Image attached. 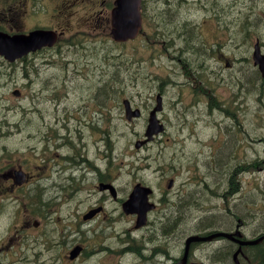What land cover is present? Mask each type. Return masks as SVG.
I'll return each instance as SVG.
<instances>
[{"label":"rangeland","instance_id":"obj_1","mask_svg":"<svg viewBox=\"0 0 264 264\" xmlns=\"http://www.w3.org/2000/svg\"><path fill=\"white\" fill-rule=\"evenodd\" d=\"M20 1L24 4H20ZM26 1L0 0V26H10L17 16L20 23L19 29L23 31L36 21L46 26L50 22L54 24L53 21L58 23L59 19L53 17L56 15L61 18L59 23L65 24L67 32L65 40L76 36L77 41H81L85 48L88 45L91 47L79 50L65 46L67 43H60L61 45L59 44L57 48L60 47L62 52H58V49L45 51L43 54L29 56L26 61L14 63L1 58L0 69L8 79L5 82L6 86L0 91V126L8 132L2 144L4 151H0V156L4 155L2 160L7 162L12 157L21 161L28 158L32 164L27 170L36 176L33 181L38 173H46L50 170H48L50 162L55 164L58 161L59 163L52 168V171H49L50 174L52 173L51 177L35 184L46 186L44 192L48 194V199L53 200L48 207L27 205L29 200L27 199V202L24 200L26 196L22 197L21 205L17 203L15 207L14 204L5 205L3 218L0 217V220L2 218L8 223L3 228V223L0 222V258L3 257L4 252L8 251L10 254L5 255L8 260L6 259L4 264H51L52 260L59 256L62 260L58 264L77 263L71 262L64 256L65 235L69 239V244L79 238V220L88 204L80 203L79 181L71 177H77L78 174L72 175L70 171L65 172V161L62 159L65 156V146L62 147L64 141L53 137L61 135L65 138L67 131H71L70 135L76 139L74 131H77V128L87 131L90 128L88 121L98 125L101 122L102 131L107 130L105 139L101 143L102 169L111 167L118 175L121 170L133 171L135 179L143 177L156 186L159 185L160 174L164 173L166 182L168 178L177 179L176 186L177 188L182 186L183 193L191 188L188 186L190 181L196 182L203 179L210 181L206 192L189 194L176 211L171 208L164 210L165 227L178 228L184 236L189 231L193 233L198 230L199 232L211 226L214 219L222 221L215 227L235 226L237 221L241 220L250 223L245 234L249 238H254L253 203L259 194H261V200L264 198V191L261 190L260 193L259 190H254V183H259V179L264 180V174H261L264 171V90L261 92L262 88L258 86L261 83L259 80L252 79L254 77L248 79V76L241 78L237 71H230L226 65H221L214 59L218 53L234 55L242 54L244 50H227L214 43V58L206 54L205 48L203 51L198 50L194 43L198 41L203 43L205 40L213 42L212 27L211 29L208 27L194 32V37L192 36L189 41L193 45L190 46L198 50L197 52L190 50L189 57L198 59L195 58L196 54L203 56L201 62L180 63L176 48L180 45L178 42L183 44L184 42L177 38L176 30L160 28L158 33H154L158 35L156 38L146 39V48L141 53L146 64V75L151 77L145 78L143 75L145 72H142L143 82L133 85L135 89L128 91V97H133L136 104H141V100L147 98V92L157 90L161 85L162 88L167 89L164 93L166 101L175 99V95L178 96L181 93L179 99L183 101V104L178 107V110L175 107L168 110L167 107L161 119L163 121L166 119L167 122L173 120L174 123L154 142L137 149L136 142L145 138L149 110L144 112L143 118L138 122H129L125 111L117 105H112L113 102L106 106L98 103L100 106L96 111L92 108L93 104H97L98 99L118 100L120 104L123 97V95L112 94L109 97L110 100H106L96 93L99 85L102 87L107 82L115 85L112 81L115 76L112 72H109L107 76L101 74L102 66L106 69L111 68V65L101 63L92 49L97 40L98 43L104 40L109 43L113 41L110 29L100 25L106 23L110 9L108 8V13L95 16L97 22L93 20L92 14L96 7L98 12L101 9L99 5H108L113 0H86L77 4H74L73 0H36L37 15H34L33 6H31V4L34 5V1L31 3V0H28L27 7ZM9 7L10 11L3 14V11ZM24 7H26L25 13H23ZM46 7L47 14L44 11ZM63 7L65 10L59 12V9ZM157 12L153 5L150 13ZM39 13L41 15H38ZM151 19L157 24L156 18L151 17ZM166 20L174 22L169 17H166ZM159 23H161L160 20L158 25ZM217 35H220L221 40L224 38L223 32ZM139 44L141 42L135 43L134 46L137 47ZM94 46L98 48L97 43ZM72 49H74L73 54L67 52L65 55V51ZM122 50L134 55L135 58L141 56L139 50L124 47ZM100 57L102 59L103 55ZM150 65L152 66L149 68ZM29 74H31L30 79ZM156 76L162 78L165 84H162L159 79H153ZM211 76L217 78L211 79ZM170 80L173 81L170 82ZM102 81L104 84H101ZM16 87L26 95L23 100L14 99L12 92ZM255 88L261 92V108L256 101L259 92H254ZM193 90L194 93H196L195 90H213V95L220 103H212L211 107L208 103L207 106L199 104L208 113H192V110L197 109L194 107ZM38 98L42 100L37 102ZM209 100L207 97V101ZM195 104L198 103L195 102ZM179 121H185V123L179 126ZM20 131L22 132L19 134ZM225 134L228 137L224 152L229 155L218 158L217 153L221 152L220 141ZM77 138L82 140L80 135ZM44 155L48 156L49 161H41ZM110 162L112 165L109 164ZM211 167L215 171H212ZM227 167L230 169H226ZM242 167L245 170L240 171L237 177L236 174ZM159 169L165 171H157ZM260 169L262 170L259 171ZM232 177L234 182L230 183ZM228 178L229 182H227ZM117 180L118 184L130 182L126 177H117ZM164 188L167 189V184ZM11 201L13 196L8 197V202ZM68 201L71 203L65 204ZM40 213L48 217L43 220V228L46 230L47 226L49 227L48 233L40 235L41 229L32 227L27 231L22 230L18 241L15 239L12 243L9 241L8 237L13 234L16 227H21L22 221L30 220L31 224L36 220L39 222L40 216L37 215ZM180 220L182 223L179 225L177 221ZM199 223L202 227H198ZM83 226L85 228L82 230H87V236L95 241L99 236L110 234L113 224L95 222L90 226L86 224ZM49 240L51 243H59L63 246L57 250L49 245ZM210 246L204 249L205 252L210 253L207 254L208 261L213 254ZM13 252L16 255H23L24 258L15 263L17 256L12 255ZM246 254L253 256L257 255V252L250 250L247 253L245 250V256ZM218 257L221 259L219 255ZM246 260L245 257L243 264H260L254 258H251V262ZM210 263L209 261L208 264Z\"/></svg>","mask_w":264,"mask_h":264},{"label":"flooded vegetation","instance_id":"obj_2","mask_svg":"<svg viewBox=\"0 0 264 264\" xmlns=\"http://www.w3.org/2000/svg\"><path fill=\"white\" fill-rule=\"evenodd\" d=\"M7 1V0H5ZM33 12L34 15H37V3L36 0H31L33 3ZM86 0H73L74 4L78 2H85ZM20 4H24L21 1ZM28 0L26 1V7ZM110 4V3H108ZM154 5L158 10L157 13L151 14L150 9ZM46 6V5H45ZM100 11L97 12V7L93 11V20L97 15H103L108 13V5L101 4ZM26 7L23 8V13ZM44 7V5H43ZM10 7L3 11V14L10 11ZM55 9H53L54 11ZM63 9H59V12H63ZM142 10H143V32H145L149 27L164 28L166 30H176L177 38L184 42H178L180 45L176 48L179 55L177 56L180 63L184 62H201L204 58L203 56H198L196 54L195 58L191 59L189 57L190 50H194L190 39L193 33L203 30L205 28L211 29L213 35L211 38L212 41L205 40L203 43L200 41L194 43V46L203 51V48L206 49V54L212 58L215 56L214 43L217 46H223V48L230 49H242L244 53L242 54H219L216 56L218 63L221 65H226L230 71L238 72L241 78L248 76L249 78L254 77V79H260L264 81V75L259 65H256L257 62L255 59L256 53H260L261 56H264V0H142ZM45 13H48V9L44 10ZM161 11V13H159ZM28 12V8L26 13ZM38 15H41L40 13ZM54 18L59 19L60 17L53 15ZM151 17L156 18L157 24L151 19ZM166 17H169L174 20L167 21ZM15 19L10 26H0V32H7L10 34L14 33H29L32 30L43 28L54 30L59 35V42L65 44V35H67L65 24L51 22L49 25H40L34 23L25 30L21 31L20 23ZM33 19V18H32ZM161 23L158 25V21ZM9 21V20H8ZM11 22V21H10ZM178 22V23H177ZM166 23V24H165ZM212 23V25H210ZM101 27H106L111 29V13L106 19V23L100 24ZM57 26H59L57 28ZM67 26V25H66ZM173 26V28H171ZM224 33V38L221 40L219 38L221 34ZM197 38V37H195ZM194 40V38H193ZM193 46V45H192ZM54 48L50 50H54ZM46 50V49H43ZM42 50V51H43ZM197 50V51H198ZM194 50V52H197ZM256 51V52H255ZM3 59V58H2ZM0 58V62L2 60ZM176 59V58H175ZM207 59V57H206ZM205 62V61H203ZM202 65V64H201ZM203 66V65H202ZM213 78V76H211ZM7 78L1 77L0 69V91L2 87L6 86L5 82ZM194 90L192 91V97L194 98V107L197 109L192 110V113L201 112L203 114L208 113L204 111V107L199 106L203 104L204 106L208 105L211 107L212 103H220L216 96L213 95V90ZM163 90H151L147 92L146 99L141 100L139 105L140 110H142L139 115L140 118H136L131 122H138L144 116L146 109L151 110L155 106L157 100V95H162L164 100V105L166 103L165 93ZM98 95L101 94V90L96 91ZM181 93H179L180 95ZM179 95H175L176 98L172 100H167L169 102H174L176 106L183 104V101L179 99ZM181 97V96H180ZM207 97L210 99L207 101ZM260 102V97L257 99ZM99 101V99H98ZM93 104L92 108L94 111L97 110V107L100 104ZM133 102V100L131 99ZM197 102L198 104H195ZM138 108L135 107V109ZM199 110V111H197ZM166 112V108L163 109V112L160 113L159 118L161 119L162 114ZM183 119V117H181ZM163 124H169L166 119L163 121ZM89 129L86 132L77 128V131H74L76 139H74L70 134L71 131H67L65 134V172L70 171L72 175L77 173V177L71 176L73 179H78L79 181V197L81 204H88L86 210L82 212L81 219L79 220L80 226V235L76 239L75 243L69 244V239L65 235V257L71 262H77L78 264H182V259L186 253L187 239L192 236L191 233H187L182 236L181 230L176 228H171L170 226H164V210L166 208H171L173 211H176L179 205L181 204L183 197V187L177 188L174 179L168 178L166 182L165 174H160V179H158L159 185L151 184L147 179L140 177L135 179V173L133 171H120L119 174H115L113 168L107 167L102 169L101 165V122L100 124H95L91 121H88ZM185 121H179L178 124H184ZM81 124V123H80ZM149 125V124H148ZM8 135L7 131H4L0 126V151H4L2 144L5 142V137ZM80 135L81 141L77 138ZM97 135V136H96ZM72 140V141H71ZM73 141H77L78 145L71 144ZM229 149V147L227 148ZM225 157L229 153H224ZM3 156H0V217L4 214V207L8 204L21 205L22 197L26 196L24 200H29L26 204L30 206H47L53 202L51 198L48 199V194L44 192L46 186L29 184V182L34 178L33 174L27 170V167L32 164L31 161L27 160L25 163H22L19 160H15L11 157L10 161H3ZM48 156L43 157V161H47ZM231 161V159H230ZM112 162V161H111ZM109 163L112 165V163ZM51 164V163H50ZM49 164V166H50ZM230 169L227 167L226 169ZM226 170L225 168H223ZM257 169V168H256ZM215 171V169H212ZM245 170L244 167L240 169L236 176H239L240 171ZM260 169L259 171H261ZM157 171H165L159 169ZM264 174V171L261 174ZM117 177H126L130 180L129 183L118 184ZM229 177V176H227ZM233 178L230 183L233 182ZM229 182V178L227 180ZM239 183V178H238ZM141 184L144 187H149L152 189V192L149 195V200L152 203L156 204L155 211L149 213L148 222L143 227H137V218L136 214H128L124 210V204L129 200L131 194L133 193L135 187ZM165 184H167V189H165ZM210 181L203 179L201 181H194L192 186V192L203 191L206 192L209 189ZM32 187V189H31ZM262 188H264V180L259 179V183H254V190H259L261 193ZM201 189V190H200ZM253 190V191H254ZM31 192H33L31 194ZM13 196V201L8 202V197ZM261 194L255 199L253 203V228L255 234L253 235L257 239L264 236V198L261 200ZM62 199V197H60ZM59 201V200H58ZM71 203V201L66 202L65 204ZM173 206V207H171ZM19 207V206H18ZM110 207V208H109ZM16 209V215H17ZM30 210L33 212V208L30 207ZM34 213V212H33ZM35 214V213H34ZM37 215V214H36ZM40 219L44 220L48 217L44 213H40ZM3 218V217H2ZM0 220L3 223V228L8 223L7 221ZM33 221V224L28 221H22L20 228L16 227L15 231L11 236H9V241L15 239L18 241L19 233L22 230L27 231L32 227L39 229L43 224ZM197 221V219H196ZM101 222L112 223L113 227L111 233L108 235L99 236L95 241L87 236V230L83 231L82 228H85L83 225L86 224L90 226L92 223ZM125 223V224H123ZM197 223V222H196ZM123 224V225H121ZM117 225H119L117 227ZM250 223H245L244 221L238 220L235 226L224 225L222 227H217L211 234L220 232H227L234 235H242V240H248L249 237L246 236L245 231L248 228ZM230 226V227H228ZM49 227L46 228V233ZM203 235V234H202ZM182 236V237H181ZM135 245L136 248H135ZM211 245V246H210ZM60 247L55 248L59 250ZM212 247V259L209 261L210 264H228L220 259L218 255L227 256L229 264H236L235 253L240 248L238 239H226L223 237H218L213 239L211 242L206 243H196L192 244L189 248L188 259L186 264H208L209 261L206 259L208 251H204L206 247ZM75 248V249H74ZM77 250V256L72 258ZM245 250L247 247L242 248V252L239 254L240 263L243 264L245 257L246 261L251 262V258L258 260L262 258L264 264V241L257 245V255L250 256L246 254ZM260 250V251H259ZM248 253V251H247ZM230 255H232V262L230 263ZM56 260V259H55ZM54 260V261H55ZM52 260L51 264H56L57 261L61 263V260L58 258L54 262Z\"/></svg>","mask_w":264,"mask_h":264},{"label":"water","instance_id":"obj_3","mask_svg":"<svg viewBox=\"0 0 264 264\" xmlns=\"http://www.w3.org/2000/svg\"><path fill=\"white\" fill-rule=\"evenodd\" d=\"M141 0H116L115 8L112 12V23L113 30L112 36L114 40L119 42H125L129 39H134L139 34L142 27V16L140 12ZM57 41V34L53 31L48 30H36L30 34H19V35H9L7 33L0 32V55L4 56L7 60L15 61L20 59L31 52L40 50L46 46H53ZM256 64H259L261 70L264 74V57L260 56L259 53L255 55ZM162 109L159 102L158 106L154 109L151 114L150 125L146 132L147 141H151L154 135H158L164 129L163 126L159 124L156 117V112ZM127 116L131 118L134 113H132L129 103H126ZM139 146V144H138ZM151 193V189L141 187V185L136 186L130 199L124 204V210L128 214H137V227L144 226L147 222L148 212L154 209V205L149 202L148 196ZM226 237H231L227 234H219ZM214 235L208 238L191 237L187 241L186 255L183 259V264L187 260L188 250L191 242L194 241H209L213 237L219 236ZM262 239L255 242H241V245H254L260 243ZM238 255V253L236 254Z\"/></svg>","mask_w":264,"mask_h":264},{"label":"trees","instance_id":"obj_4","mask_svg":"<svg viewBox=\"0 0 264 264\" xmlns=\"http://www.w3.org/2000/svg\"><path fill=\"white\" fill-rule=\"evenodd\" d=\"M73 45H75V47H77V43H73ZM97 47H92L94 53H96V55H98V59L101 63L103 64H106L108 66L111 65V68H104L102 65V70H101V74L104 76V75H108L109 72H112L115 76V79L112 80L114 81V84L115 85H112L110 83H106L104 84V81H102V84H104V86L101 87V90L103 91L102 93H104L105 91H107L108 88H112V87H116L117 90H121L122 92H127L129 91V85H134L136 86L137 84L143 82V75L145 74H141L142 72H146L145 69H146V64H145V60H143V57H142V53H141V44H139V46H135L134 49L136 51H140V54L141 56L139 58H135L134 55H130L128 53H126L125 51L122 50V48H130L128 45H125V44H119V43H116L114 41L112 42H108L105 40L104 41H101L99 43H97ZM89 49V47L85 48L84 47V44L79 42L78 43V49L79 50H82V49ZM133 49V50H134ZM61 50H59L58 52H60ZM102 59L100 56H102ZM141 66V67H140ZM152 65L149 66V68L151 67ZM144 67V69L142 68ZM126 72V73H124ZM141 74V75H140ZM155 79H159L162 81V78H158L157 76L155 77ZM173 80H170V82H172ZM162 84H165L163 81H162ZM60 96V95H59ZM58 96V97H59ZM60 98V97H59ZM224 150L223 152H221V154L219 155V158L222 157L224 158L225 155H224ZM187 199V198H185ZM183 202H181L182 204ZM188 219V217H187ZM186 219V221H187ZM178 224L180 225L182 222L181 220L180 221H177ZM218 223H222V221L220 220H216L214 219L213 221V224L211 225L212 228H215L216 224L218 225ZM50 241V240H49ZM3 257L0 258V263L4 264L5 260L8 258H6L5 254H2ZM17 256V262H20L22 260L23 255H16ZM227 256H221V261L225 262V263H228L229 264V260L226 258Z\"/></svg>","mask_w":264,"mask_h":264},{"label":"bare ground","instance_id":"obj_5","mask_svg":"<svg viewBox=\"0 0 264 264\" xmlns=\"http://www.w3.org/2000/svg\"><path fill=\"white\" fill-rule=\"evenodd\" d=\"M6 61H8L9 63H14V62H17V61H19V59H16L15 61H10V60H6ZM77 109V108H76ZM103 110V109H102ZM106 112V111H105ZM104 112V113H105ZM106 114V113H105ZM114 114V113H113ZM107 115V114H106ZM111 116V115H110ZM106 117V116H105ZM113 118H115V117H113ZM197 119V118H196ZM196 119H194V120H196ZM202 123V122H201ZM192 124V123H191ZM193 125V124H192ZM106 136V135H105ZM137 143V142H136ZM218 238V237H217Z\"/></svg>","mask_w":264,"mask_h":264}]
</instances>
